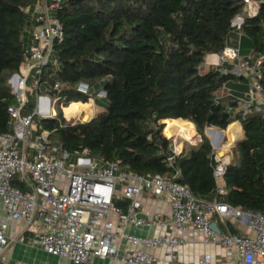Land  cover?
<instances>
[{"label": "trees", "instance_id": "1", "mask_svg": "<svg viewBox=\"0 0 264 264\" xmlns=\"http://www.w3.org/2000/svg\"><path fill=\"white\" fill-rule=\"evenodd\" d=\"M36 1L0 0V133L11 130L8 108L19 105L10 79L26 60L25 34L35 22L25 8ZM244 11L240 0H62L55 13L64 33L54 44L58 65L43 69L39 89L45 84L58 98V116L38 120L70 153L88 149L91 156L118 161L140 175L172 178L179 172L176 181L196 197H217L264 215V113L251 110L243 116L234 94H220L230 80L245 81L243 76L216 67L200 70L208 55L230 43L236 32L232 22ZM239 31L246 42L243 54L264 53V0L259 14L247 16ZM80 83L89 85L87 94L78 90ZM101 90L105 96L98 95ZM95 96L105 109L91 121L66 119L61 104L65 110ZM27 98L24 115L33 113L36 91L30 89ZM236 121L244 139L224 175L226 194L218 197L216 151L206 129L227 130ZM188 124L201 140L175 154L169 135ZM14 185L24 188L18 180ZM117 205L127 210L129 201Z\"/></svg>", "mask_w": 264, "mask_h": 264}, {"label": "built area", "instance_id": "2", "mask_svg": "<svg viewBox=\"0 0 264 264\" xmlns=\"http://www.w3.org/2000/svg\"><path fill=\"white\" fill-rule=\"evenodd\" d=\"M240 1L245 11L232 22L236 30L247 16L259 14L262 2ZM61 6L62 0H37L33 7L25 8L35 22L33 44L19 73L10 79L19 100V105L8 108L12 128L0 133V199L5 210L0 216V264H9L6 252L15 238L11 239L7 230L14 221L24 222L45 253L71 264H98V260L106 264H264L262 213L233 207L217 197L211 201L198 198L189 186L176 181L179 172L172 178L140 175L123 169L118 161L95 158L88 149L70 153L52 141L51 132L38 118L57 117L58 98L40 97L39 89L43 69L58 65L54 44L64 33L55 13ZM239 36L237 45L228 43L216 55L222 64L232 67L231 73L243 76L249 87L245 97H236L237 111H243V116L251 110L264 113V53L250 50L243 56L242 34ZM59 86L57 82L55 88ZM30 89L36 91V107L32 114L24 115L22 107ZM89 89L86 83L78 86L85 94ZM98 95L106 92L101 90ZM61 108L64 113L62 104ZM173 151L180 153L175 143ZM215 162L217 196L221 197L226 189L220 181L230 161L228 156L216 154ZM15 180L24 188L15 186ZM144 194L164 198L170 214L143 216ZM121 200L129 201L127 210L117 205ZM232 221L251 233H233ZM214 222L220 232L212 228ZM129 226L199 230L203 245L216 249L184 260L178 255V248L186 245L182 238L172 234L141 236L130 233Z\"/></svg>", "mask_w": 264, "mask_h": 264}, {"label": "crops", "instance_id": "3", "mask_svg": "<svg viewBox=\"0 0 264 264\" xmlns=\"http://www.w3.org/2000/svg\"><path fill=\"white\" fill-rule=\"evenodd\" d=\"M243 14L244 13H242L240 15H243ZM33 31H34V25L31 26L26 31V34H25L26 49H29L33 44ZM234 35H236V33ZM230 43H231V41H230ZM207 66L209 68H207ZM213 67L219 68L221 70H223V69L230 70V68H232L229 64H222L221 60L219 59V57L216 54H210L206 57V60L202 64L200 70L203 71L204 68L210 70ZM231 84H232V82H228L226 84L225 88L220 90V94L224 95V96L234 94L235 91L233 88L236 87V85L232 84V86H231ZM228 86H231V88ZM93 102L95 104L94 100H93ZM65 110H64V113H65ZM67 118H70V117H67ZM234 123H239L240 127L243 129L240 121H236ZM189 125L190 124L182 126L180 132L178 130H176L177 134H172V135H169L168 133L167 134L169 136H175V135L180 136L183 128L185 126H189ZM225 136L229 137V133L227 134V130H226ZM225 136H224V138H225ZM210 137L213 138L215 141H217L218 134L210 133ZM243 138H244V130H243ZM200 140H201L200 136L197 134L196 142H191V143L196 146L199 144ZM174 143L177 145L176 140H174ZM177 147H178V145H177ZM214 149H215V147H214ZM183 150H184V148L180 149L179 150L180 153ZM220 185L225 187L224 180L220 181ZM142 202H143V209H142L143 216H152L156 213L165 214V215L170 214V205L164 198H160V197L158 198V197H153L149 194H144L142 196ZM4 214H5V210L3 208V204H2V201L0 199V216H4ZM216 218H217V216H215L214 220ZM231 223H232L231 225H233V227L237 230L238 234H250L251 233L249 231V229H247L245 226H243L240 222L232 221ZM127 229L130 233H134V234L141 235V236H143V235H154L155 236V235L172 234L174 236L182 238L184 240L183 244H186V245L178 248V255L181 259H184V260L194 259L199 254H202L203 252H206V251L207 252H213L216 249L213 246L203 245V242H202L203 234L199 230L188 229L186 231H181V230H178V229L172 228V227H158V226H152V227L129 226ZM230 229H231V227H230ZM7 234L11 239L15 238V240L11 242L9 249L6 252V259H7V262L9 264H23L25 262L26 263H32V264H48L47 260H48V257L50 255L45 253L39 247V245L36 242V239L33 236V234H31L25 228L24 222H22V221L12 222L9 229L7 230ZM97 263L98 264H106V262H104L102 260H98ZM69 264H71V263L69 262Z\"/></svg>", "mask_w": 264, "mask_h": 264}, {"label": "rangeland", "instance_id": "4", "mask_svg": "<svg viewBox=\"0 0 264 264\" xmlns=\"http://www.w3.org/2000/svg\"><path fill=\"white\" fill-rule=\"evenodd\" d=\"M235 33H236V35L232 36L230 41L232 44L237 45L239 43V39H240L239 34H241V33H240L239 29H237ZM242 44L245 46L246 42H242ZM246 54H248V53L243 54V56H246ZM207 68H209V67L207 66ZM207 71H209V70L204 68L203 71H201V72L206 73ZM230 82H232L233 85H236V87L233 88L235 91L234 94L236 97L243 98L246 96L245 93L249 90V87L247 86L245 81L230 80ZM232 84H231V86H232ZM231 86H228V87L231 88ZM11 87H12V85H11ZM12 89H13V87H12ZM45 89H46L45 84H43L41 87V91H40V97L41 96H43V97L50 96L49 93H47V91ZM50 98L54 99L52 96H50ZM96 99H98V97L95 96L94 101H95L96 105L94 104V102L92 100L89 101V103H92L93 109L95 111L93 116H91V117L96 116L100 111H103L105 109V106L101 107L100 105H98L96 103ZM105 104H107V101H105ZM235 109L237 110L238 108H235ZM56 110H57V106H56ZM51 111L54 113V107H51ZM85 113H86V111H84L82 114H80V116L76 117L75 119L74 118L72 119L71 116H69V117L73 121H85L86 119H89V117ZM65 116H68V115L65 114ZM228 129H227V134H228ZM227 136H225L226 139L222 141L220 147L215 148V151H216V154H218L220 157H222L224 155L228 156V159L231 162L232 160H234L236 158V156H235L236 154L234 151L235 147L231 146L227 150H222L225 145H228L231 143L230 137H227ZM170 138H173V140H176L179 150L183 148V145H184V149L187 146L193 145L190 141L186 140L184 137L179 136V135H175V136L170 137ZM209 138H210V136H209ZM47 261H48V264H69L68 260L62 259L59 257H55V256H49Z\"/></svg>", "mask_w": 264, "mask_h": 264}, {"label": "bare ground", "instance_id": "5", "mask_svg": "<svg viewBox=\"0 0 264 264\" xmlns=\"http://www.w3.org/2000/svg\"><path fill=\"white\" fill-rule=\"evenodd\" d=\"M84 111H86L85 114L89 118H91V116H93V114L95 112L93 109L92 103H88V104L78 103V104L71 105L69 109L65 110V114L68 115L67 117H69V116L75 117L77 115L82 114ZM65 114H64V116H65ZM67 119H70V118H67ZM228 133H229V137L231 138L230 139L231 143L228 145H225L222 150H227L231 146H235L237 141L243 138V129L240 127L239 123L231 124L229 126ZM180 136L184 137L186 140H188L190 142H196V140H197V132L195 131V129L191 125L185 126L183 128Z\"/></svg>", "mask_w": 264, "mask_h": 264}, {"label": "water", "instance_id": "6", "mask_svg": "<svg viewBox=\"0 0 264 264\" xmlns=\"http://www.w3.org/2000/svg\"><path fill=\"white\" fill-rule=\"evenodd\" d=\"M225 73H226V71L223 70V71H222V74H225ZM94 117H95V116H94ZM94 117H91V118H89V119H86L85 122L91 121ZM49 118H51V117H45L44 119H49ZM210 133L218 134V139H217V141H215L213 138H210V140H211L212 145H213L215 148L220 147V145H221V143H222V141H223V139H224V136H225L226 130H219V129L215 128V127H208V128L206 129V134L209 136ZM243 139H244V138L238 140L237 143L235 144V146H233V147H236V146H237V145H238ZM196 146H197V145H196ZM183 148H184V145H183ZM181 152H182V151H181ZM211 226H212V228H213L214 230H216L217 232H220V228L218 227V225H217L215 222L212 223Z\"/></svg>", "mask_w": 264, "mask_h": 264}]
</instances>
